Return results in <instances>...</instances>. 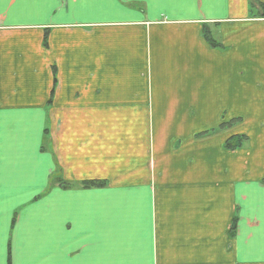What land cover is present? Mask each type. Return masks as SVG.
<instances>
[{
	"label": "crops",
	"instance_id": "crops-1",
	"mask_svg": "<svg viewBox=\"0 0 264 264\" xmlns=\"http://www.w3.org/2000/svg\"><path fill=\"white\" fill-rule=\"evenodd\" d=\"M254 2L0 0V264H264Z\"/></svg>",
	"mask_w": 264,
	"mask_h": 264
},
{
	"label": "trees",
	"instance_id": "trees-1",
	"mask_svg": "<svg viewBox=\"0 0 264 264\" xmlns=\"http://www.w3.org/2000/svg\"><path fill=\"white\" fill-rule=\"evenodd\" d=\"M257 5H261L264 9V5L261 4V3H256L254 2V6L256 7ZM258 7V6H257ZM207 31V30H206ZM205 31V32H206ZM206 37H208V40L210 41L211 38L209 37L208 33H205ZM46 43V41H45ZM240 119H235V120H232L230 122H227V123H223L221 124V128H224V126H232L234 122H237L239 121ZM205 134V133H203ZM246 140V136L245 135H236L232 138L229 139L228 141V147L232 148V149H235L237 147H240L243 143V141ZM56 182H58L59 184L63 185V186H68V184L64 183L63 180L59 177L56 178ZM105 181H85L83 182V186L84 187H93V186H104L105 185ZM236 228V219L234 220L233 224H232V234H233V230Z\"/></svg>",
	"mask_w": 264,
	"mask_h": 264
}]
</instances>
